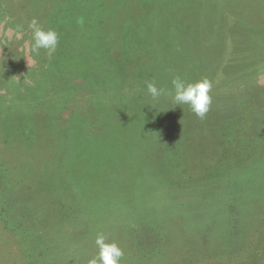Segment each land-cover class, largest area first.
Wrapping results in <instances>:
<instances>
[{"label":"rangeland","instance_id":"1","mask_svg":"<svg viewBox=\"0 0 264 264\" xmlns=\"http://www.w3.org/2000/svg\"><path fill=\"white\" fill-rule=\"evenodd\" d=\"M79 1L0 0V106L14 109L0 128V175L6 174L0 180V264H88L98 253L99 233L124 250L121 264H264L260 0H221L220 11L205 0L185 3L167 22L186 16L183 25L196 29L194 41L184 33L168 45L149 35L144 40L151 49L121 28L129 10L118 6L95 28L93 41L121 33L106 74L146 79L121 86L111 99L97 89L83 96L82 87L79 94L85 74L56 71L46 50L31 51L32 19L46 30L60 9L66 24H58L59 38L79 41L90 26L88 14L79 17ZM218 12L226 21L216 20ZM249 29L256 42L246 61L209 78L212 61L237 60V32ZM132 47L137 51L129 57ZM131 58L143 72L133 69ZM174 76L212 82L204 119L175 105ZM234 76H240L237 86ZM151 81L168 90L157 100L147 92ZM224 95L225 101L217 98Z\"/></svg>","mask_w":264,"mask_h":264},{"label":"trees","instance_id":"2","mask_svg":"<svg viewBox=\"0 0 264 264\" xmlns=\"http://www.w3.org/2000/svg\"><path fill=\"white\" fill-rule=\"evenodd\" d=\"M205 1L208 4H210V2H213L215 5H217V10L220 11L218 5H220L221 0H205ZM191 2L195 4L197 0H125V2L121 4H119V2L113 3L111 0H80L79 17L81 15L83 16L84 13L89 15L90 21H88V23L90 25L89 26V29L91 30L90 33L88 31L89 29H86L85 33L81 32V35H79V41L73 40L71 38L69 40H66V38L64 37H61V39L59 38V44L57 50L49 60L55 66L56 71L60 70L61 72L66 70V72L69 71V73L70 74L72 73L73 75L77 74V72H79V75L85 74L82 75L83 78H82V83H80L79 85V89H80L79 94H82L80 93L82 87H84L82 91L83 96L85 93L88 92V90H90V92H94V89H97L99 93H102L103 96L104 95L106 96V99L107 98L111 99L115 95V93L118 92L121 86L123 87L126 86L127 88H131V86L134 83H136L137 80H140L142 82V80L145 81L146 78L142 77L143 74H138L137 76L134 75L129 76L133 78V81L131 78H127V77L108 76L109 74L112 73L106 74L107 58L109 55L113 53L114 50L113 47L115 45H118L117 39L123 35L120 33V35H118L116 39H113V41H110V39L108 40L104 39L102 41L96 42L93 41V39H95V36L93 34L95 28L99 29V27L100 28L104 27L105 22L108 18V13L111 14L115 8L121 6L129 10V13H127L126 16L127 22L121 24L122 26L121 28L126 29V33L128 32L127 33L128 35L132 32L136 37L138 36V38L141 39L139 40L141 41L140 43L147 45L149 49H151L152 48L151 46L154 45L152 44V42H149L148 40H144L149 35H154V37L161 36L162 41L166 42V44L168 45H170V43H173L174 41L177 42L175 37L180 38L179 36L183 35L184 33L186 37H191V40L194 41L192 34H194L196 29H193L190 26L183 25L184 23L183 21H189L187 20L186 16H181L179 19H177V22L175 21L172 23L171 20L169 23L167 22L168 17L177 18L176 17L177 15H181V14H177L176 16H171L174 10L177 11L176 13L178 12L180 13L182 12L185 3L189 4ZM134 7H136V9ZM259 7L260 9L264 10V0H260V5L258 6V8ZM68 12L69 11H67V13ZM219 14L220 17L219 16L216 17V20H219V22L223 20L226 21V19H224L223 17V14L221 13ZM64 17H65V11H63L62 9H60L59 13L52 14L51 20L49 22L50 27H48V29L51 28L58 31V29H56L58 27V24L60 25L66 24L65 23L66 21L65 20L63 21ZM173 24H178V26ZM253 31L254 29H249V30H245L244 32H237V34L239 35L238 38L239 42L237 43V45H234V49L232 51L238 55L236 56L237 60L234 62L226 61L227 63L221 60L212 61L211 64L213 65V67H211L212 70L209 78H211L212 80H216L215 77L218 76L217 75L218 73H220L222 66H228L229 64H232L233 65V66L231 65L232 67L237 68L239 64L243 63L242 61H246L245 56H247L249 54L248 52L252 49L250 45L256 42V37L254 36ZM232 32H235L234 28H232ZM81 37H83L84 39L82 40ZM131 41L133 43L135 42L138 44L137 39H132ZM200 43L201 42L199 43L196 42L195 44L192 45L194 50L193 58L198 57V55H196L195 52H197L196 48L200 46L199 45ZM122 46L124 49V44H122ZM127 47H131V46L126 45V48ZM156 47L157 50H161L162 49L161 42ZM130 50L127 51L128 53L127 56L132 57L134 53L137 51V49H134L132 47ZM140 51L141 50H139L138 52ZM149 52L150 54H152L151 50H149ZM256 52L261 53V51L257 49ZM131 59H135L134 61L135 64L133 69H136L137 72H139V70H141L143 65H139L141 62L138 61L136 58H131ZM73 63L76 64L73 65ZM79 63L81 67H79V71H77ZM65 67L66 69H64ZM92 69H98L97 73L91 72L90 70ZM88 71L90 72L89 74H92L93 76L86 75ZM141 72H143V69L140 71V73ZM199 79L200 77H195V78H191V80H186V81L195 82ZM234 79H235L234 85L237 86L238 85L237 81L240 79V76L237 77L234 76ZM220 82H224L223 79ZM39 84H41V82ZM218 85L219 84H216L215 86ZM225 95L224 98L222 96L217 98H219L220 100L222 99V101H225ZM241 98H242L241 96H237V99L241 100ZM103 103H105V101ZM240 103H243L241 105L245 104L243 101H240ZM13 110L14 109L12 106L10 107H4L3 105L0 106V113L2 115L0 118L2 122V124L0 122V128L1 125H3V129H4V126L7 125V123H5L3 120H5L6 117L7 119H11L12 117L10 116V113H12ZM232 114H236V112L235 113L232 112ZM233 122L234 125L236 126L237 124L241 123V120H234ZM103 125L104 123H102V126ZM11 126L13 125L11 124ZM224 129L225 128H223L222 130L224 131ZM13 130L19 131L18 128ZM232 132L233 131H229V134H232ZM85 133L86 131L84 132V134ZM2 172H4L3 169L1 173ZM5 175L6 174L4 173L0 175L1 181L4 180ZM6 191H7L6 195L8 196V198L12 199L13 194L10 189V186H8V189H6ZM0 214H3L2 210H0Z\"/></svg>","mask_w":264,"mask_h":264},{"label":"clouds","instance_id":"3","mask_svg":"<svg viewBox=\"0 0 264 264\" xmlns=\"http://www.w3.org/2000/svg\"><path fill=\"white\" fill-rule=\"evenodd\" d=\"M28 27L32 30L31 51L39 54L41 49L46 50L51 58L57 50L59 44V34L54 29L45 30L33 18ZM173 95L172 100L175 105H187L190 110L200 119H204L210 110L212 97V82L207 78L188 82L180 76H174L171 80ZM168 90L158 87L155 81L147 83V92L153 100H157L165 95ZM95 244L98 248L96 256L92 257L88 264H121L124 250L115 242H108L103 233L97 234Z\"/></svg>","mask_w":264,"mask_h":264}]
</instances>
